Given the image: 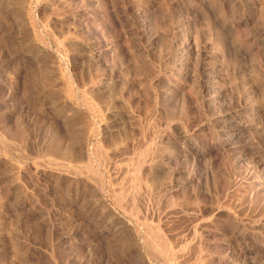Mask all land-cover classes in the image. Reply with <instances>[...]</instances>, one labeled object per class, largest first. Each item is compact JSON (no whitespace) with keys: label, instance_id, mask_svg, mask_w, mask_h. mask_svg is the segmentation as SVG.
<instances>
[{"label":"rangeland","instance_id":"obj_1","mask_svg":"<svg viewBox=\"0 0 264 264\" xmlns=\"http://www.w3.org/2000/svg\"><path fill=\"white\" fill-rule=\"evenodd\" d=\"M0 264H264V0H0Z\"/></svg>","mask_w":264,"mask_h":264}]
</instances>
